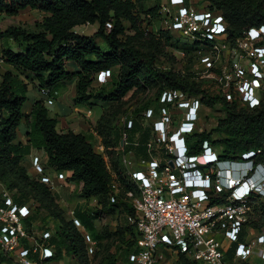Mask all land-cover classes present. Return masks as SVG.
<instances>
[{"label": "trees", "instance_id": "trees-1", "mask_svg": "<svg viewBox=\"0 0 264 264\" xmlns=\"http://www.w3.org/2000/svg\"><path fill=\"white\" fill-rule=\"evenodd\" d=\"M145 1L0 0V14L7 17H17L26 9L44 15L36 31H28L18 26L0 30V40L14 41L22 50L7 47L2 51L4 63L14 71L0 73V184H4L10 192H16L14 200L17 204L31 202L38 204L32 220L40 222L41 225L46 226L51 217L58 218L62 212L51 188L42 183L35 172L31 174L22 163L32 148L45 151L48 157L45 164L46 174L48 170L71 172L68 180L82 185L81 194L84 198L96 197L107 200L109 206H120L124 216L134 213L131 205L126 203L122 196L117 198V203L110 202L113 177L103 154L95 150L87 136L73 132L59 133L58 121L50 117L43 100L34 104L30 116L23 113V106L28 98L27 87L20 80L21 76L32 77L37 88L40 91L46 90L51 98H58L59 91L65 83L77 80V94L73 100L75 106L120 103L132 90L149 83L160 86L157 96L159 107L154 108L156 112L161 106L159 100L163 92L171 90L183 93L187 98L188 96L198 98L203 105L210 108L221 106L225 116L214 130L189 137V155L201 154L204 142L216 144L217 141L212 139V135L216 134L222 138L219 142L225 145V150L220 155L222 161H243V154L259 151L254 162L256 167L264 166V101L254 110L246 107L238 110V105L242 104L239 99L235 98L229 102L223 93L212 91L211 87L207 86L208 83L196 88L174 72L159 68L157 58L164 52L162 41L147 34L142 29L140 18L135 14L137 5H142ZM154 2L155 6L146 10L151 15H156L161 4V1ZM187 2L192 3L190 0ZM209 2L211 11L221 12L227 19L232 39L242 36L251 27L264 24V0H209ZM107 24L112 25V28L109 29ZM85 25H97L98 30L92 36L74 31L76 27ZM128 30L133 34H127ZM163 31L171 34L167 30ZM98 39L107 46V50L98 45ZM67 63L75 64L78 71L70 72ZM104 71L111 72V83L100 84L101 88L94 91L92 89L94 80L97 74ZM23 120H26L29 128V143L25 146L17 143L18 129ZM95 130L101 137L114 138L110 141L111 145L119 146L124 126L120 131L111 129L106 114H103ZM140 131L141 124L135 119L134 128L130 131L133 136L130 137V142L134 143L135 135L137 136ZM150 135L149 127L141 135V143L147 142L151 138ZM105 143L109 147V143ZM132 148L135 147L130 146L126 150L130 151ZM135 149L143 152L142 147ZM119 183H126L124 176L120 177ZM260 201L262 196H252L249 202L251 213L240 241L244 240L247 228L258 232L264 229V204ZM43 211L47 215L40 218ZM55 211H58L56 216ZM74 214L79 221L81 214L91 218L83 211H75ZM254 216L259 219L255 220ZM87 224L93 231L90 220ZM27 225L31 227L30 223ZM129 226L136 233L135 239L121 249L119 258L123 262L119 263L117 258L112 264H128L127 257L138 250V232L134 226ZM52 235L50 241L56 247L54 261L72 262L73 259L81 258L79 264H90L84 238L72 221L65 222L63 226L60 224L59 231L52 232ZM236 246L233 245L227 251V257L231 261L234 260ZM64 250L66 253L72 251L71 259L64 258ZM179 257L180 264H200L186 258L184 254H179Z\"/></svg>", "mask_w": 264, "mask_h": 264}, {"label": "built area", "instance_id": "built-area-1", "mask_svg": "<svg viewBox=\"0 0 264 264\" xmlns=\"http://www.w3.org/2000/svg\"><path fill=\"white\" fill-rule=\"evenodd\" d=\"M154 1H161L158 15L164 20L165 30L188 40L206 71H211L213 63L222 57H229L237 85L233 92L228 88L224 93L227 101L237 98L250 110L261 106L264 24L232 39L229 23L221 12L199 9L187 0ZM107 27L111 29L112 25ZM110 76V71L101 72L96 81L105 84ZM231 79L224 74L218 81L230 87ZM41 94L47 105L54 104L46 90ZM184 97L177 91H164L158 112L145 109L144 121L151 122V138L145 143L130 142L134 117L124 122L119 155L126 183L113 181L110 202L117 203L122 196L133 209L134 214L125 215V219L138 232V250L127 257L128 264H163L165 253L174 252L200 264H244L255 253L264 259V250L255 249L256 245L264 246V229L253 230L258 232L255 242L245 240L246 235L240 241L251 213L252 196H264V175L257 170L263 167L264 171V166L256 167L254 162L260 152L243 154V161H222L212 144L204 142L201 154L189 155V137L202 133L196 123L204 105L199 99L190 101ZM130 146L142 147L143 152L127 151ZM96 151L106 153L103 144ZM45 164L42 157L33 158L35 174L52 190L56 189V181L68 180L66 172L46 174ZM256 173L259 177L254 180ZM37 207L35 202L17 204L9 189L0 184V264H64L53 260L56 247L50 241L52 231L39 234L41 223L32 220ZM72 222L85 244L93 249L96 243L81 221L74 217ZM233 245L237 246L231 261L227 251Z\"/></svg>", "mask_w": 264, "mask_h": 264}, {"label": "rangeland", "instance_id": "rangeland-1", "mask_svg": "<svg viewBox=\"0 0 264 264\" xmlns=\"http://www.w3.org/2000/svg\"><path fill=\"white\" fill-rule=\"evenodd\" d=\"M190 1L195 7L199 9L209 8L211 6L209 0ZM155 4L156 3L152 0H146L144 4L137 5L135 14L140 18V21L142 22V29L147 32V34H150L155 38H160L162 41L164 52L158 56L157 66L159 68H166V70L174 72L182 80L188 81L192 86L196 88L202 86L205 83H208L207 86H210V89L216 93L221 92L224 94L228 90V88L231 90V92L236 90L235 88L237 85V81L233 77L234 73L231 66L232 62L228 61L229 57H222L219 62L213 63L211 71H206L204 65L199 62L197 58L196 50L192 47L188 40L177 35H171L164 32L163 30H165V24L162 22L164 20H161L158 15V11L156 15H151L150 13L146 12L147 9H149L150 7H154ZM41 16L44 15L31 10L21 11L19 15L14 18L7 17L6 15L1 14L0 27L3 30H6L10 26H18L28 31H36L37 26H39L40 22L43 20ZM126 24L128 27H130L128 23ZM82 28L83 27L79 28V33L83 31ZM92 29H97V25L92 26ZM90 32L91 30L85 31V33L89 34V36L93 35L90 34ZM127 34L132 35L133 32L128 30ZM97 43L102 49L107 50V46L100 39L97 40ZM12 46L14 50H18V46L14 41H12ZM205 52L209 53L208 51ZM67 69L70 70V68L68 67ZM224 74L230 76V78H233L230 80V87L227 86L226 82L218 81V79L222 78ZM23 77H25L28 81L32 80V77ZM111 80L112 79L109 78L107 80V84H110ZM262 87L263 85L261 86V89ZM100 88L101 85L97 83L95 78L92 89L94 91H97ZM159 90L160 86L155 83H149L148 85L143 84L141 88L132 90L123 99L122 102L105 104L106 106H109L108 109L105 110L104 114H106L107 120H109L111 129H117L119 131L122 130L125 120L134 117L141 124V131L137 136L135 135L134 138V142H138L141 135L151 125V122H149V124L148 122L144 121L143 115L145 109L159 107L157 104V96L160 92ZM184 98L190 101L194 99V97L189 96L188 98L187 96H185ZM262 101H264V93ZM245 107L246 106L239 104L238 110L246 109ZM49 108L52 109L53 113L54 111H57V101H55V105L53 107ZM83 108L85 110L88 109L87 106H83ZM181 113L184 112L182 111ZM94 114L95 115L93 119L98 117L99 112L95 111ZM135 114L137 116H135ZM224 116L225 111L221 108V106L210 108L204 105L200 110L199 120L196 123L198 131L210 132L211 130H214L218 126L219 121L223 119ZM129 135L131 137L132 132H129ZM106 137H102V143L106 149V153L103 154V157L106 161L107 168L111 176L113 177L114 182L119 184L120 177H123L125 175V172L122 171V169L120 170V165L122 163L119 162L120 155L119 153H117L118 147L111 145V137ZM212 139L217 141L216 144L212 145L214 151L218 155L223 154L225 145L222 142H219L222 140V138L217 136L216 134H213ZM105 142L109 143V147H107V144ZM97 146H95V150ZM131 150L138 151L140 153L142 151L135 148H132ZM37 156L41 157V155ZM34 157L35 156L32 157V161ZM146 159L148 158L146 157ZM257 170L258 174L259 171H261V174L264 173L263 167H260ZM34 172L35 170H33V173ZM48 174L50 176H53L54 172L48 170ZM55 186L56 189L51 190L58 208L62 212V214L60 215V217L58 216V218L51 217V219L48 220L46 226H44V224L39 225V234L44 233L47 230L45 228H49L52 232L57 233L60 229V224L61 226H63L65 222H71L73 218L76 217L75 214L73 215L75 211H83V213L86 212L91 216V218H89V216H86V214H81L80 220L86 233L90 234L92 240L96 243L93 249L91 245L85 244L86 254L89 262L90 264H112L114 260L119 258L121 249H124L128 242L134 240L136 235L135 231L127 224L122 208L120 206H109L107 200L99 199L96 197L84 198L81 194L82 185H78L71 180L59 183L56 182ZM15 193L16 192H11L13 197L15 196ZM260 203L264 204V196L262 197V201H260ZM57 212H54L55 216L58 214ZM45 215H47V213L43 211L40 218L44 217ZM254 219L257 220L259 218L255 217ZM89 220L90 224L93 225V231H91L90 227L87 224V221ZM43 222L45 221H42V223ZM257 233L258 232L251 229V232H247L245 240L255 242V236ZM36 238L39 240V235H37ZM255 249L259 252H262L264 250V246L256 245ZM71 252L72 251L66 253V251L64 250V258L70 257L71 259ZM80 259L81 258L73 259L74 261L72 262L71 260H68V264H79ZM122 262L123 260L119 258V263ZM163 264H180V257L179 255H177V252L171 253V255L165 253V261L163 262ZM236 264L241 263L237 262ZM244 264H264V259H262L258 256V254L255 253V255L247 260V263Z\"/></svg>", "mask_w": 264, "mask_h": 264}, {"label": "crops", "instance_id": "crops-1", "mask_svg": "<svg viewBox=\"0 0 264 264\" xmlns=\"http://www.w3.org/2000/svg\"><path fill=\"white\" fill-rule=\"evenodd\" d=\"M30 10V9H26ZM24 10V11H26ZM32 11V10H31ZM37 12V11H36ZM43 15V13H41ZM1 15V14H0ZM40 15V14H39ZM43 18V16H41ZM92 26L94 25H85V26H78L74 29V31L78 34L85 35V31L91 30L90 34H95L98 30L92 29ZM80 27H83V31L79 33ZM0 29H2L0 27ZM5 30V29H4ZM2 29V31H4ZM84 32V33H83ZM86 36H89V34H86ZM92 36V35H90ZM7 47H12V41L9 40H0V57L2 56L3 49ZM14 49V48H13ZM17 51H22L20 48H18ZM67 67L70 68V72L78 71V68L75 64L67 63ZM6 71H14L12 67L6 65L5 63L0 64V73H4ZM20 80L26 85L27 87V102L23 106V113L26 116H30L34 107V104L37 101L43 100L46 104V98L41 94V91L37 88V84L35 81L30 80L28 81L25 77L21 76ZM77 94V80H73L71 82L65 83L62 88L59 91L58 98H54V101H57L58 108L57 111L52 112V109L49 107H53L55 105V102L53 105L48 106L47 108L49 110V115L51 118H56L58 121L57 124V131L59 133H68L73 132L75 134H83L88 137L89 142L94 146H97L102 143V137L97 133L95 130V127L100 120V118L103 116L106 109H108L109 106H106L103 103H98L92 106L89 105H74V98ZM83 106H87L88 109L85 110ZM95 111L99 112V115L97 118L93 119ZM52 112V113H51ZM83 118V119H82ZM85 118V119H84ZM29 128L27 127L26 120H23L19 129H18V140L17 143H21L22 145H28L29 138H28ZM114 139V138H111ZM117 148V153L120 154V151L122 150L121 142L119 143V146H115ZM41 155L42 160L47 162L48 157L44 150H37L32 148L30 151V154L23 158V165L26 166L31 174H33V165H32V157ZM118 155V154H117ZM119 162L121 163V160L119 159ZM122 165V164H121ZM120 165V170L123 168ZM67 177L71 176V172L66 173ZM58 182V181H56ZM59 183V182H58ZM64 264H68V260L61 261ZM58 264V263H53Z\"/></svg>", "mask_w": 264, "mask_h": 264}, {"label": "clouds", "instance_id": "clouds-1", "mask_svg": "<svg viewBox=\"0 0 264 264\" xmlns=\"http://www.w3.org/2000/svg\"><path fill=\"white\" fill-rule=\"evenodd\" d=\"M263 175H264V173H263ZM256 179H258V175H257V173H256V175L254 176V180H256ZM260 179V178H259Z\"/></svg>", "mask_w": 264, "mask_h": 264}]
</instances>
